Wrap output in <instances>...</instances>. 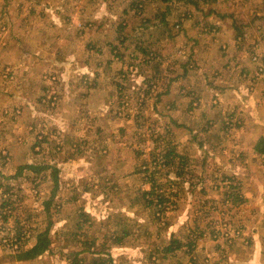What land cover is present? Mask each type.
<instances>
[{"label":"rangeland","instance_id":"rangeland-1","mask_svg":"<svg viewBox=\"0 0 264 264\" xmlns=\"http://www.w3.org/2000/svg\"><path fill=\"white\" fill-rule=\"evenodd\" d=\"M196 2L0 0V264H264L263 182L229 162L264 99V0Z\"/></svg>","mask_w":264,"mask_h":264},{"label":"crops","instance_id":"crops-1","mask_svg":"<svg viewBox=\"0 0 264 264\" xmlns=\"http://www.w3.org/2000/svg\"><path fill=\"white\" fill-rule=\"evenodd\" d=\"M231 25H233V21L230 19ZM206 49H209L208 47ZM205 53L206 51L203 50ZM231 80V77H230ZM231 87V89L236 90L238 84L235 83V81H231V84L229 85ZM229 88V87H228ZM236 93H238V90L236 91ZM237 95V94H236ZM236 95H232L231 99H229L231 102L230 103H237L238 101V96ZM199 95L196 94V99H198L200 101V98L198 97ZM170 99L169 101L172 99H175L177 97L180 96H175L174 95H170L169 96ZM262 99V98H261ZM256 102H257V98H255ZM176 101V100H175ZM185 101L183 100H177V102H169V104H171L172 106H174V109H176V111L178 113L182 112L179 108L180 106H183V103ZM246 103V101H245ZM178 106V108H177ZM254 106V107H253ZM253 108H249V106L247 105H242V108L240 109V113L241 110H243L242 114H244L243 119L245 118V120H247L248 123H246L245 121V125L241 126V128L239 129V139H240V147L241 150L238 148L236 151L240 150V151H247L250 150L251 153L249 154H245L244 152L239 153V155L237 156V158H233L231 161V164L233 165V167L235 168H243V174H245V176L247 177V179L249 180V182H253L256 186V182L254 179L257 178V182L260 184L261 182H263V186L261 188V190L264 188V175L259 176L260 174V168H255L256 165H254V161L256 160L255 158H258V156L260 154H262V151L260 148H262L260 145V147L258 148V142L261 138L264 139V99L263 101L261 100L260 105L261 108L258 109V107H256V104H253ZM184 115H186L187 117V113L184 112ZM251 115V116H250ZM264 146V144H262ZM242 156V157H241ZM243 156H245L243 158ZM241 158L240 159H238ZM254 157V158H252ZM258 164V163H257Z\"/></svg>","mask_w":264,"mask_h":264},{"label":"trees","instance_id":"trees-1","mask_svg":"<svg viewBox=\"0 0 264 264\" xmlns=\"http://www.w3.org/2000/svg\"><path fill=\"white\" fill-rule=\"evenodd\" d=\"M191 1L194 2L195 4H197V2H196L197 0H191ZM139 5H140L139 2L138 3H136V2L133 3V8H135L137 10L136 16H139V14L142 12V10L144 8V7H139ZM169 13L170 12L167 11V12H162L160 14V16L158 14H156V16L154 18H152V17L144 18L143 21H142V24L144 26H147L148 23H149L151 25H154V27H157V25L166 27V26H168L170 24V20H169L170 14ZM157 18H158V21L153 20V19H157ZM236 19H238V18L234 16L233 17V20H236ZM178 21H175L172 26L174 28H176L177 30H180L181 25H182V22H180V21L178 22ZM235 22H236V28H237L236 37H240L241 35H245V33L243 31V27L245 25H243V27H242L239 24L240 22L238 20H236ZM156 65H157L156 67L159 66L158 63H156ZM258 143H259L258 144V148L261 146L262 148H260V149L263 151L264 150V146L262 144L264 143V139L261 138ZM171 153L174 155V152L172 150L169 153L167 152L164 156L166 158L167 157L170 158L171 157L170 156ZM27 165H29L32 169H36V170L39 169V167L36 166V165H31V164H27ZM40 168H42V167H40ZM55 186L56 187L58 186V179L56 177H55ZM154 186H155V184L152 185V188L150 190H148V191L146 190L144 192L145 201L155 195L157 197V202H163V200L165 199L164 194L163 193H157L156 194V191L154 189ZM54 192H55V190H54ZM146 197H149V198H146ZM152 199H150V200L147 201V205H150L152 203L151 202ZM50 204H51V201H49V202L46 203V206H47L46 208L48 210H49ZM161 210H164V209H160V211ZM50 245H51V237H50V223H49L47 225V227L45 228V230H43L42 232H40L37 235L36 242L32 246H30L29 248H24L23 247L17 253L10 254L9 256H10V258L12 260H20V261L21 260H31V259H35L36 257H38V256L42 255L43 253H45L50 248ZM181 246H182V244H181L180 240L179 239L177 240L174 237H172L170 243L164 248V250L166 252H171V251H174L175 249H179ZM73 262H74V264H77V261L76 260H74ZM91 263L92 264H96L97 262H96V260L92 259Z\"/></svg>","mask_w":264,"mask_h":264}]
</instances>
